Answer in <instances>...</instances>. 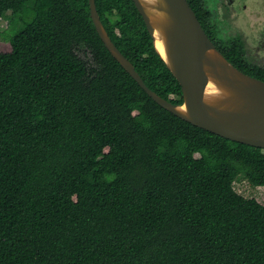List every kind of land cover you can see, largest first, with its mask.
<instances>
[{
  "label": "trees",
  "instance_id": "1",
  "mask_svg": "<svg viewBox=\"0 0 264 264\" xmlns=\"http://www.w3.org/2000/svg\"><path fill=\"white\" fill-rule=\"evenodd\" d=\"M188 2L264 81L244 39L219 38L205 0ZM96 6L145 84L182 104L134 1ZM2 19L0 264H264V205L234 186H264V149L160 106L107 49L89 0H0Z\"/></svg>",
  "mask_w": 264,
  "mask_h": 264
},
{
  "label": "water",
  "instance_id": "2",
  "mask_svg": "<svg viewBox=\"0 0 264 264\" xmlns=\"http://www.w3.org/2000/svg\"><path fill=\"white\" fill-rule=\"evenodd\" d=\"M157 52L182 86L174 104L151 90L114 44L96 0H89L96 29L111 54L160 106L183 120L235 142L264 149V81L236 68L217 48L188 0H133ZM157 34L165 56L157 47Z\"/></svg>",
  "mask_w": 264,
  "mask_h": 264
},
{
  "label": "rangeland",
  "instance_id": "3",
  "mask_svg": "<svg viewBox=\"0 0 264 264\" xmlns=\"http://www.w3.org/2000/svg\"><path fill=\"white\" fill-rule=\"evenodd\" d=\"M207 1L220 38L232 40L241 36L246 44L248 60L264 67V0ZM8 28L9 21L0 20V32L4 33ZM11 50L10 42L3 39L0 42V51L7 53ZM234 186L244 197L254 198L264 205V186H253L243 177L238 179Z\"/></svg>",
  "mask_w": 264,
  "mask_h": 264
},
{
  "label": "bare ground",
  "instance_id": "4",
  "mask_svg": "<svg viewBox=\"0 0 264 264\" xmlns=\"http://www.w3.org/2000/svg\"><path fill=\"white\" fill-rule=\"evenodd\" d=\"M157 47L160 50V52L165 56L164 44H163L161 37L158 34H157Z\"/></svg>",
  "mask_w": 264,
  "mask_h": 264
},
{
  "label": "flooded vegetation",
  "instance_id": "5",
  "mask_svg": "<svg viewBox=\"0 0 264 264\" xmlns=\"http://www.w3.org/2000/svg\"><path fill=\"white\" fill-rule=\"evenodd\" d=\"M205 7H206L209 11H211V8H210V6H209L207 0H205ZM211 14H212V11H211ZM211 20H212V23L216 26V32H217V25H216L215 22H214L213 14H212ZM217 34H218V32H217ZM218 37L220 38L219 35H218ZM238 37H239V36H238ZM240 37H241V36H240ZM223 40H225V39H223ZM225 41H229V40H225Z\"/></svg>",
  "mask_w": 264,
  "mask_h": 264
}]
</instances>
